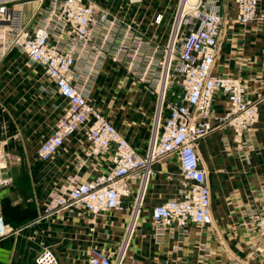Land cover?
I'll use <instances>...</instances> for the list:
<instances>
[{"label":"crops","instance_id":"0c3cea01","mask_svg":"<svg viewBox=\"0 0 264 264\" xmlns=\"http://www.w3.org/2000/svg\"><path fill=\"white\" fill-rule=\"evenodd\" d=\"M88 1L96 4L97 18L106 13L117 28L110 43L103 42L104 30L96 28L93 43L78 47L74 83L88 92L96 109L104 108L123 138L144 155L159 119L164 51L176 32L180 0ZM202 1L223 19L214 75L240 79L247 99L264 96V20L242 26L234 0ZM34 4L24 8L27 22L38 12ZM259 13L264 15V0H259ZM189 26L180 29V45ZM62 38L55 34L52 41ZM155 51L159 52L155 77L144 75L146 63L135 73L129 69L134 59L146 60ZM169 89L167 101L175 100ZM0 103L13 121L9 127L0 124V152L5 155L0 175L11 180L0 193V217L7 226V234L0 237V264H36L45 249L52 250L60 264H88L93 251L113 262L124 254L122 264H227L234 258L264 264V253L257 251L256 236L247 232L242 216L264 188V103L255 133L241 149L235 132L218 122L228 112L226 98L215 97L212 112L217 128L199 141L214 224L193 225L186 235L159 233L152 220L153 208L176 198L183 188L174 156L156 164L138 215V180L131 181V195L119 211L96 216L73 205L49 212L53 195L74 178L84 182L107 174L111 158L87 156L90 146L84 126L51 160L42 159L40 148L68 106L44 70L18 52L0 64ZM167 114L165 110L162 119Z\"/></svg>","mask_w":264,"mask_h":264},{"label":"built area","instance_id":"2783aa9c","mask_svg":"<svg viewBox=\"0 0 264 264\" xmlns=\"http://www.w3.org/2000/svg\"><path fill=\"white\" fill-rule=\"evenodd\" d=\"M32 3L39 4L37 11L40 13L36 12L35 17L27 22L24 7ZM234 3L240 25L264 20V15L259 13V0H234ZM178 17L180 25L177 24L173 39L164 51L167 76L163 83L166 85L162 87L164 94L158 123L143 155L123 138L109 117L89 102L88 92L74 83L78 47L93 43L96 28L104 30V43L112 42L116 20H110L106 13L97 18V6L88 0H0V64L11 52L25 55L32 64L44 70L68 106L54 132L40 148L42 159L51 160L65 140L84 126L87 127L90 146L87 156L111 158L112 168L107 174L84 182L74 178L70 186L53 195L49 212L73 205L81 206L96 216L119 211L131 195V181L138 180V215L144 205L149 181L156 173L155 164L160 159L177 156L183 188L176 198L153 208L152 220L156 230L186 235L193 225L213 226L211 188L198 141L217 128L212 115L215 97L218 94L227 97L230 105L222 121L234 125L240 139L245 131L253 132L264 96L247 99L240 79L214 75L223 19L211 5L202 0H196L195 4L190 0H180ZM183 24L190 26L180 45ZM64 33L71 35L73 45L65 46L61 44L63 40L52 41L55 34L61 36ZM157 55L159 52L155 51L149 59H134L129 68L135 73L146 63L144 75L155 77L159 65ZM175 61L183 75V95L180 99L167 101L169 74ZM165 110L168 114L162 119ZM4 164L5 155L0 152V168ZM10 184L9 178L0 175V193ZM242 216L247 232L256 236L257 251L264 253V188L257 199L244 209ZM6 234L7 226L0 217V237ZM123 256L113 262L108 256L93 251L88 264H122ZM36 264L60 263L52 250L45 249L37 257ZM227 264L249 263L234 258Z\"/></svg>","mask_w":264,"mask_h":264},{"label":"rangeland","instance_id":"374dc122","mask_svg":"<svg viewBox=\"0 0 264 264\" xmlns=\"http://www.w3.org/2000/svg\"><path fill=\"white\" fill-rule=\"evenodd\" d=\"M132 2V1H131ZM134 3V2H133ZM190 3L191 4H195L196 3V0H190ZM34 4V3H33ZM39 4L38 3H35L33 6H34V8L36 7V6H38ZM25 8V7H24ZM214 12H216V13H218L217 11H214ZM179 14V13H178ZM188 16H190V15H188ZM177 24H178V26L180 25V18L178 17V19H177ZM61 36H63V38H62V40H63V42H65V43H67V44H72L73 45V38L71 37V35H69L68 33H64L63 35H61ZM220 44H221V40H222V33L220 32ZM219 44V45H220ZM219 51H220V49H219ZM22 56H24L25 58H27L25 55H22ZM149 58H151V57H149ZM149 58H146V59H149ZM29 60V59H28ZM164 60V59H163ZM176 60V59H175ZM161 64H163V63H161ZM130 69V68H129ZM166 70V71H165ZM162 76H164L165 78H164V81H166V76H167V68L166 69H164L163 71H162ZM182 80H183V75H182V73L179 71V69H178V66H177V61H175L174 62V64L172 65V67H171V70H170V74H169V85H168V87L170 88L169 90L171 91V92H174L173 94H175V96H176V99H180L181 97H182V95H183V89H182V87H181V85H182ZM163 85V87H164V85H166V83L165 84H162ZM164 90V88H162V90H161V98H160V108H161V106H162V103H163V95L162 94H164L163 91ZM169 93V92H168ZM222 96H224V95H222ZM225 98H226V103H227V105H228V107H229V105H230V103H229V101H228V99H227V97L226 96H224ZM4 105V104H3ZM3 105H1V103H0V124H3V125H5V126H7V127H9L11 124H12V116H10V115H8V114H6V113H4L3 111H4V107H2ZM262 106V105H261ZM261 106H260V108H261ZM98 107V110L101 112V113H103V114H105L106 116H109V114L107 113V112H105V110H104V108L103 107H100V106H97ZM213 111V110H212ZM212 115H213V112H212ZM259 117H260V110H259V114H258V120L255 122V125H254V130H253V132H246L245 131V133L242 135V137L240 138V139H238V136H237V134H236V131H235V126L234 125H232V124H229V123H226V122H224V121H222L223 119H220V120H218V122H219V124L221 125H225V126H228L229 128H231L234 132H235V140H236V144H238L237 145V147L240 145L242 148L241 149H243L246 145L248 146V143L251 141V138L253 137V135H254V133H255V130H256V125H257V123H258V121H259ZM224 118H226V115H225V117ZM215 119H213V121H214ZM229 122V121H228ZM215 124V123H214ZM200 141V140H199ZM199 141H198V150H199ZM243 141V142H242ZM242 142V143H241ZM240 143V144H239ZM247 146H246V148H247ZM200 152V151H199ZM200 154V153H199ZM172 157V156H171ZM174 157H176V160L178 161V159H177V156H174ZM162 160H164V159H160L158 162H160V161H162ZM157 164V163H156ZM156 164H155V166H154V169L156 170ZM156 174V173H155ZM67 188V187H66Z\"/></svg>","mask_w":264,"mask_h":264}]
</instances>
